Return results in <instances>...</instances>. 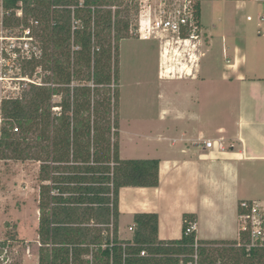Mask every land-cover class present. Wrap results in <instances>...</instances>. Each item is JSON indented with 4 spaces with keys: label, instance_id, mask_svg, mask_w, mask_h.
<instances>
[{
    "label": "trees",
    "instance_id": "trees-1",
    "mask_svg": "<svg viewBox=\"0 0 264 264\" xmlns=\"http://www.w3.org/2000/svg\"><path fill=\"white\" fill-rule=\"evenodd\" d=\"M118 2L2 0L34 15L52 47L42 56L49 81L0 104V160L41 162L40 264H264V246L248 248L244 233L241 242L187 234L189 214L178 239L159 238L153 212L135 215L133 239L119 237L120 189L157 186L160 160L120 156L118 53L129 23L108 7ZM195 9L200 19L199 0Z\"/></svg>",
    "mask_w": 264,
    "mask_h": 264
},
{
    "label": "rangeland",
    "instance_id": "rangeland-1",
    "mask_svg": "<svg viewBox=\"0 0 264 264\" xmlns=\"http://www.w3.org/2000/svg\"><path fill=\"white\" fill-rule=\"evenodd\" d=\"M119 1L108 7L113 11H120L117 20L129 23L128 37L119 42L118 53L120 98L117 105V140L122 158L164 157L168 154L176 130L171 128L162 131L163 126H167L163 111L165 109L174 111L184 105L191 110H199L202 112V121L205 122L202 125L211 128L214 124L225 123L228 114L237 113L239 108L236 98L246 91L249 81L242 83L237 80V71L228 67V63L233 61L234 47L241 48L245 55L241 67L247 64L263 79L264 0H201L202 19L211 40L201 57V79L195 82L196 86L190 80L193 76L186 72L194 71L195 68L193 75L196 74L195 64L200 55L196 48L176 42L178 35L172 32L165 33L162 37L157 33L156 38L143 40L138 29L143 14L151 11L154 18L161 10L173 9L184 1ZM35 19L34 15L24 14V11L22 16L18 15V10L5 13L0 3V35L23 36L24 29L29 26L34 32V44L38 43L40 48L36 50L35 59L10 58L5 62L0 57V77L4 79L0 81V104L3 100H26L28 93L38 86L33 81L41 82L40 85L49 81L50 65L42 56L51 51L52 47L39 29L41 24H36ZM203 38L206 43L209 42L208 33L205 32ZM167 39L173 43L167 45ZM7 42L8 40L0 42V54L4 52L9 57L7 51L2 50ZM17 44L22 43L17 41ZM159 48L166 54L164 73L161 74L158 63L163 54ZM186 65L187 69L184 68ZM60 99V96L54 97V101ZM172 124L171 127H174L175 122ZM175 149L176 147H171V150ZM40 166L41 162L36 160H0V247L8 249L14 264H38L40 259ZM181 199L177 197L176 189H173L170 193L171 203L176 205ZM199 202V207H209L205 205L204 199ZM129 219L124 216L122 224L127 226ZM236 224L237 222H232V226H224L219 221L206 217L197 229L199 236L202 231L207 237L222 236L227 231L229 236L236 237ZM127 232L126 228L124 236H127Z\"/></svg>",
    "mask_w": 264,
    "mask_h": 264
},
{
    "label": "crops",
    "instance_id": "crops-1",
    "mask_svg": "<svg viewBox=\"0 0 264 264\" xmlns=\"http://www.w3.org/2000/svg\"><path fill=\"white\" fill-rule=\"evenodd\" d=\"M199 1L201 6V0ZM200 22V37L189 44L200 53L195 64L196 74L193 75L195 68L194 71H188L193 76L190 80L195 86V82L201 79V57L211 40L202 19V6ZM205 32L210 38L208 43L203 38ZM159 50L163 54L158 63L161 74L164 73L166 54L160 48ZM244 61L242 49L234 47L233 61L228 63V67L237 71V80L249 83L246 91L236 98L239 108L237 113L228 114L225 123L214 124L213 128L202 125L205 123L202 121V112L184 105L174 111L163 110L167 126L164 125L162 131L175 128L176 136L171 140L166 156L148 157L160 160V180L157 186H124L120 189L118 228L121 239H133L134 217L137 213L153 212L159 217L160 239L181 238L184 216L189 214L193 215L197 226L206 217L217 220L224 226H232V222H237L236 237L229 236L227 231L222 236L207 237L202 230L200 237L196 228L198 239L234 240L239 235L240 201H264V77L261 79L247 64L241 67ZM174 122L175 126L171 127ZM209 140L216 141L217 148L207 147L206 142ZM172 146L176 147L175 151L171 150ZM173 189H176L177 197L182 198V202L178 201L176 205L170 201ZM189 196L192 198L189 199ZM200 199H204L205 205L209 207H199ZM124 216L130 218L127 226L122 224ZM126 228L128 234L124 236Z\"/></svg>",
    "mask_w": 264,
    "mask_h": 264
},
{
    "label": "built area",
    "instance_id": "built-area-1",
    "mask_svg": "<svg viewBox=\"0 0 264 264\" xmlns=\"http://www.w3.org/2000/svg\"><path fill=\"white\" fill-rule=\"evenodd\" d=\"M184 3L173 9H163L153 18L151 11H148L147 14L141 16L139 22V35L143 40H150L153 37H157V33L162 37L165 33H176L178 39L176 42H182L188 46L191 41L198 40L201 34V22L197 17L195 12V3L196 0H183ZM2 9L5 13H8L12 10L6 11L0 0ZM82 5V3H81ZM17 11V10H16ZM23 9H18V15L22 16ZM36 24H40V21L35 19ZM24 29L23 36H4L0 35V42L3 43L4 40H8L6 47L2 50H6L9 57L5 56L3 53L0 54L2 60L7 62L10 58L18 60L20 58L32 57L35 59L37 56V51L40 50L38 43H35L34 32L32 33L30 27ZM17 41H20L22 44L18 45ZM165 43L172 44L173 42L169 39ZM42 56V55H41ZM4 65V64H3ZM187 67V66H186ZM188 68V67H187ZM185 68V69H187ZM186 72H188L186 70ZM3 77H0V81H3ZM34 84L40 85L41 82H32ZM43 84V83H42ZM15 131H18V128H15ZM206 146L209 148H217L216 141H207ZM239 219V236L241 233L246 234L250 243L247 244V247L252 245H261L264 246V201L261 200H242L239 203L238 211ZM113 227V224H111ZM197 224L195 221H191L189 226L186 229V233L190 234L193 231H196ZM132 229V228H131ZM241 237H239L240 239ZM40 245L42 246L41 241L39 240ZM241 242V239H240ZM106 247V245H103ZM142 255H145V250L142 251ZM87 258L93 259L92 254L87 255ZM0 264H14L11 260L9 251L5 247H0ZM38 264H40V259Z\"/></svg>",
    "mask_w": 264,
    "mask_h": 264
}]
</instances>
